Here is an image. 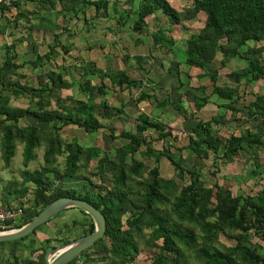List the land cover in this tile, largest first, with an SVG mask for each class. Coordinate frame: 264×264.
Returning <instances> with one entry per match:
<instances>
[{
    "label": "trees",
    "instance_id": "trees-1",
    "mask_svg": "<svg viewBox=\"0 0 264 264\" xmlns=\"http://www.w3.org/2000/svg\"><path fill=\"white\" fill-rule=\"evenodd\" d=\"M26 2H36L39 9H26ZM14 4L18 10L13 19H9L0 6L1 34L9 28L13 34L21 25L31 30L60 28L62 32L55 33L53 44L45 54L38 53L39 45L33 41V50L37 53L34 60L15 61L17 45L27 39L25 35L5 43L4 56L0 57V150L4 161L0 169L12 164L19 144L24 146L22 181L14 179L2 183L0 177V204L25 206L24 217L13 227L29 222L51 201L71 196L89 201L106 217L105 234L94 244L97 256L90 253L84 256L90 264L101 260L104 261L101 264H132L141 248L153 251L148 255V264H264V187L255 193H235L231 185L221 179L206 185L201 174L204 160H211L217 168L213 170L216 173L221 163L239 158L248 151L259 155V147L264 146V127L257 128L264 126V91L250 89L264 80V0H193L182 8L174 6L170 0H14ZM111 6L119 27L130 23L136 33L144 31L151 16H166V21L157 23L151 32L149 54L138 57L143 59L140 68L145 71L144 77H133L125 68L107 70L91 62L88 70L74 79L80 97L69 95L64 100L54 92L61 91L57 82L65 80L66 74H72L65 66L47 71L46 85L34 86L5 76V71L10 70L15 75L26 65L34 69L44 66L59 55L58 46L68 52L71 48L63 42L62 35L70 30L68 24L74 19L82 16L88 28L97 33L98 18L103 17V12L104 16H109ZM89 7L95 9L91 18H87ZM41 10L56 11L66 23L62 27L41 15ZM35 14L38 18L32 19ZM200 19H203L202 25L188 35L183 55H180L182 52L174 48V26L185 27V21L194 23ZM92 42L90 47L96 44ZM162 49L172 53L168 59L170 67L154 80L149 78L151 71L144 63L152 64L153 59L166 58L160 54ZM219 54V66L210 71L209 64ZM241 59L246 61L243 66L232 65ZM181 63L186 66L182 72ZM220 68L231 70L233 84L219 83ZM193 69H198L194 75L190 73ZM164 74L167 75L165 81ZM88 75H96L99 80L94 82ZM194 76H208L209 83L201 87L203 94L195 96L188 110L183 102L172 100L168 94L179 91ZM107 80L115 91L130 94L137 89L135 101H147L152 105L149 112L135 115V127L118 128L112 121L103 123V120L126 114V103L115 106L106 97ZM6 90L15 97L30 96L29 104L26 107L12 105L10 94L4 93ZM245 91L253 99L241 105ZM96 94L102 97L99 101L95 99ZM212 97H215L218 111L205 117L203 108ZM169 104L185 118L183 130L188 141L184 146L177 145L181 135L162 121ZM29 115L36 118L34 123L28 120ZM70 125L83 129L85 137L64 136L62 129ZM225 128L231 131L225 133ZM102 130L113 139L122 138L126 142L115 147L113 155L101 149L95 166L100 181L94 184L84 174V181L78 187L60 185L51 173L73 178L84 169L88 170ZM159 141H162V148L156 146ZM39 147H44V162L32 170L29 166L36 159L35 149ZM61 156L65 159L62 167L58 164ZM164 156L176 173L188 174V181L179 186L174 178L161 174ZM146 158L153 164L146 162ZM192 158L196 160L192 162ZM197 159H201V163ZM252 162L248 170L234 175L233 182H245L250 186V180L264 176V162L256 158ZM28 196L30 201L24 200ZM34 209V216H30L29 212ZM80 211L88 218L84 234L94 231L91 216ZM73 224L78 221L74 220ZM31 234L0 242V247L10 248L13 264H20L22 256L17 251ZM222 234L233 238L235 243L223 242ZM31 240L34 245L36 240ZM54 247L43 248L38 259L30 264H45V254ZM0 264L12 263L0 258Z\"/></svg>",
    "mask_w": 264,
    "mask_h": 264
},
{
    "label": "rangeland",
    "instance_id": "rangeland-1",
    "mask_svg": "<svg viewBox=\"0 0 264 264\" xmlns=\"http://www.w3.org/2000/svg\"><path fill=\"white\" fill-rule=\"evenodd\" d=\"M171 3L178 7L182 8L184 6L192 4L193 0H170ZM129 6V4L127 5ZM26 9H33L34 10V4L31 2L28 4V8ZM130 9V8H129ZM109 16H104L105 12H103V17L98 18L97 20V26L99 27L97 33L95 31H91L88 28V25L85 24L84 18L81 16L79 20L74 19L69 24L68 27H70L69 31H66L64 35H62L63 42L67 43V46H70L71 49L66 52L64 49H62L61 46L57 47V50L59 52V56H57L55 59H52L51 61L46 62V64L42 67H38L36 69L32 68L31 66H24L23 68H20L17 71V74L12 75L11 71H5L6 77H12V78H18L22 83L28 82L34 86H40V85H46L48 82V78L46 76V72L49 71L52 68H55V66H58L57 69H59V66H65L68 70L71 71L72 74H66L65 80L69 82H74V79H78L86 70H88L90 63L95 62L97 67L100 68H106L107 70H117L126 68L128 65H131L133 60L138 61V57H140V54L142 55H148L149 54V48L152 45V37L151 32L156 28V24L159 22L166 21L165 17H157V16H151L148 18V26L144 29L141 33H136L132 31V24H127L125 27H119L118 22L115 17H113V9L112 6L109 10ZM95 14L94 7H89L87 9V18L93 17ZM13 14H10L9 19H13ZM57 16V23L61 25L62 27L66 23V21L62 18V16ZM32 19H37L38 16L32 15ZM203 19H200L197 22H191V21H185V27L183 26H174L173 29V35L175 37V45L174 48L181 51L183 55L184 52V46H185V40L187 39L188 35L197 29L202 25ZM164 23V22H163ZM9 28L8 30H10ZM7 30L6 33L1 34L0 33V57L4 56V44H9L10 42L14 41L15 39L19 38L15 36L19 30L16 28L13 31V34H10V32ZM36 30H33L34 32ZM28 26L24 27L23 33L25 37L29 38L30 36L36 40H38L37 43L42 45L40 47L39 54H45L48 52L50 45L53 44L55 33L62 32V29L57 28L53 32H46L43 30H39L37 33H31ZM21 37V36H20ZM89 37L90 41H88ZM96 42L95 46L90 47L93 42ZM142 41L143 43H138V41ZM91 43V44H90ZM34 50L32 49V44L25 41L22 43L21 47L19 46L18 50V56H16L15 61L18 63H23L24 61H29L31 59H35L37 53L35 55L33 54ZM180 52V53H181ZM129 53V54H128ZM160 54H163L162 56L166 57L164 59H168L167 57H171L172 53H165L164 49L160 51ZM220 55V54H219ZM64 56V60H62L61 57ZM33 59V60H34ZM162 60V59H153L152 64L151 62H146L145 67L150 69L149 78H152L154 80L158 79V76L161 75L164 71L167 72L168 68L170 67L169 60ZM143 60V59H142ZM245 59H241L239 61H234L232 65L237 66H243L245 63ZM64 63V65H63ZM182 71L186 69V66L181 63V66H179ZM213 68V66H212ZM128 70L131 72V69L128 68ZM196 71L198 69H193L190 71L191 74H196ZM143 71L142 73H144ZM228 72H230L228 69H223L224 75H227ZM20 74L21 76H19ZM165 75V74H164ZM223 74H221L222 76ZM133 77H144L142 74L139 73V75H135L133 73ZM162 76V75H161ZM166 76V75H165ZM220 76L219 82H224V79ZM88 77H91L94 82H97L99 78L96 75H88ZM227 78V77H226ZM203 83V81H200ZM206 83L209 82V79L206 78ZM107 85L109 86V92L106 96L111 104L115 106H119L122 103L125 102L130 96H133L132 94H135L137 89L133 91V93H128L117 90L115 91L113 87L110 84V81L107 80ZM177 85L180 83L176 82ZM189 87V86H188ZM211 88V87H209ZM179 91H174L168 94V96L174 100V101H181L185 104L186 108L189 110L191 109V105L193 104V93L191 94H183V90H186L187 87L182 86ZM254 92L258 91H264V80L261 82L255 83L252 88H250ZM195 91V90H194ZM80 91L76 87L67 88V89H61L60 92H54L56 97L63 98L68 97L69 95H74L76 98H79ZM196 92V91H195ZM5 94L9 95L10 91L6 90L4 92ZM202 93V92H201ZM86 96V94H84ZM202 95V94H199ZM10 103L14 106L19 107H26L29 104L30 96H24L20 95L18 97H15L14 95L10 94ZM102 97L95 95L96 101H99ZM251 99H253V96L249 94V92L245 91L243 93V97L241 98V105H245L248 103ZM129 100V99H128ZM131 100L134 101L133 97H131ZM211 101H214V99H211ZM141 108V107H140ZM149 108V107H148ZM213 110H209L208 113L203 111L205 117H208V114L211 115V112H217L218 108L215 106ZM160 110V109H159ZM166 110L169 112L168 115H164L165 119L162 120L166 126L169 128L172 127L174 132L179 133L181 135V140L178 141L177 145L184 146L188 141V135L183 130L184 128V116L172 105L169 104L166 106ZM142 111V110H140ZM149 111V110H147ZM161 111V110H160ZM159 111V112H160ZM135 112L134 110L129 109V111L126 112V114L121 117H114L113 119H109L107 121L103 120V123H111L118 128L127 127V128H133L136 125L137 119L136 116L132 113ZM156 112H158V109H156ZM246 115V114H245ZM28 120L32 123L36 121V118L32 116H28ZM22 123L25 124L26 121L22 120ZM264 126L258 125L257 128L262 129ZM234 126L230 127L232 130ZM228 129V130H227ZM231 130L229 128H225L223 131L225 133H229ZM103 132L99 133L97 143H95V153H94V160L88 167V170H83V173H79L75 177H59L55 176L53 173L51 175L57 179V182L64 186H73L76 185L77 187L81 185L84 181L83 175L85 174L88 176L93 183H98L99 176L96 175V164L97 159L101 156V149L105 148L110 155L114 154V149L116 147V144L122 143L121 139H113L108 133ZM223 132V133H224ZM239 133V131H237ZM62 134L68 138H71L74 135H77L79 137H85V133L83 129L76 125H70L66 128L62 129ZM92 140L89 136L87 137ZM84 138L83 140H85ZM126 140V139H124ZM94 142V141H93ZM156 146L158 148H162V141L156 142ZM23 145L19 144L17 146L16 155L13 158L12 164L4 169H0V177L2 180V183H7L9 181H12L14 179L18 180L19 182L22 181V170H23V161H22V151H23ZM259 155L253 154L251 152H244L241 155H239V158H233L228 160L227 163H221L220 168L216 173H214V169H217L214 165L211 164V160H204L205 167L201 169V174L204 178V183L206 185H212L215 181L221 179V182H225V184L231 185L232 189L235 193L238 191H244V192H251L255 193L256 191L260 190L264 187V176L259 175L255 178H253L249 183L250 186H247L245 182L240 185L237 182L234 181V175L237 173H241L244 170H248L250 168L252 161L259 160V162H264V146L261 145L259 147ZM36 153V159L30 163L29 168L35 169L40 167L44 162V147H39L35 149ZM196 158H192V162L195 161ZM199 163L202 161L201 159H197ZM65 159L64 157L59 158V166L62 167ZM146 162L150 163L151 165L153 162L151 159L146 158ZM0 164L1 166H4V161L1 158V150H0ZM161 174L165 177H172L176 181V183L181 186L184 182L188 181V174H182L180 172L175 171L174 166L169 161L167 157H162L161 160ZM222 176L224 177L222 179ZM242 182V181H241ZM91 185V187L94 186ZM246 187L241 188V186L245 185ZM240 187V189H239ZM32 197V192L30 193ZM28 196V201H29ZM18 202V201H16ZM21 205V204H20ZM27 205V204H26ZM25 207V206H24ZM35 209L31 213L30 216H34ZM74 220L78 221V224H73ZM88 218L85 214H83L78 208H73L69 210H65L61 212V214L55 218L54 220H51L48 222V224H42L39 226L35 233L31 234V237L28 238L18 249L17 253L20 254L21 260L20 264H30L35 262L38 259L39 254L41 253L43 248H47L49 246H56L58 244L64 243L63 241L67 238H76V236L84 234V232L87 229V223ZM31 239H34L35 243L34 245H31ZM221 240L229 245H232L235 243V240L233 238L227 237L225 234H222ZM33 243V242H32ZM48 248V249H49ZM95 255L97 256L96 251L94 250V246L83 251L80 255V257H84L87 254ZM153 251H150L148 249H142L141 252L138 255V257L134 260L132 264H148L149 262V254H152ZM0 258L5 262L10 260V262L13 264L12 255L10 252L9 247H0ZM104 261H99L97 264H101Z\"/></svg>",
    "mask_w": 264,
    "mask_h": 264
},
{
    "label": "water",
    "instance_id": "water-1",
    "mask_svg": "<svg viewBox=\"0 0 264 264\" xmlns=\"http://www.w3.org/2000/svg\"><path fill=\"white\" fill-rule=\"evenodd\" d=\"M1 81V72H0ZM74 82L58 81L59 89L72 88ZM69 208H78L91 216L94 231L56 245L45 254V264H67L91 247L104 236L107 222L105 214L89 201L81 198L62 196L48 203L33 219L20 227L0 230V242L14 241L33 233L42 224L51 221L57 214Z\"/></svg>",
    "mask_w": 264,
    "mask_h": 264
},
{
    "label": "crops",
    "instance_id": "crops-1",
    "mask_svg": "<svg viewBox=\"0 0 264 264\" xmlns=\"http://www.w3.org/2000/svg\"><path fill=\"white\" fill-rule=\"evenodd\" d=\"M29 3H31V2H29ZM29 3H27L26 2V4L24 5V7L25 8H28V4ZM33 4H34V9L35 10H38L39 9V6L37 5V3L36 2H32ZM47 11V10H46ZM46 11H43V10H41V15H43V16H45V17H47V18H49V19H51L53 22H57V21H55L56 19H57V16L56 15H58V13H56V11H51V12H46ZM24 27H26V26H24V25H21V26H19L17 29L19 30V32L15 35V36H17V37H20V36H24V33H23V29H24ZM29 28V27H28ZM30 30V32H29V34L28 35H30L31 33H37L38 31H39V29H33V30H36V31H34V32H32L33 30H31V29H29ZM41 30H43V29H41ZM43 31H45L46 33L45 34H47L48 32H53V31H55V29H46V30H43ZM25 41H27L28 43H30V44H32V49H33V41H36V42H38V40H36V38L35 39H33L31 36L29 37V38H27L26 40H24L23 42H21V43H19L18 45H17V51L19 50V46L21 47V45H22V43H24ZM38 45H39V47H38V52L39 53H41L40 52V47L42 46V45H40L39 43H38ZM58 51V50H57ZM33 54L35 55V53L33 52ZM19 55V54H18ZM60 55V54H59ZM58 55V56H59ZM62 58V60H64V56L63 57H61ZM168 59H170V57H167ZM34 59V58H33ZM33 59H31V60H33ZM57 59V58H56ZM168 59H166V60H168ZM220 59H221V55H218L216 58H215V60L212 62V63H210L209 64V70L210 71H213L215 68H217L218 66H219V64H220ZM141 63H142V59L141 60H139L138 59V61L137 60H133V62L131 63V65H128L125 69H131V74L133 75V73L137 76V75H139V73L140 74H142L143 75V69H141L140 68V66H141ZM63 65H64V63H63ZM212 66H213V68H212ZM123 69V68H122ZM221 70H220V74H219V80H221L220 79V76H221V74H223L221 77L224 79V82H222L223 84H233V78H234V76L232 75V73H231V70L230 69H228V68H220ZM223 69H228L230 72H228V74L227 75H224V73H223ZM196 72H198V71H196ZM164 76V75H163ZM159 77V76H158ZM227 77V78H226ZM206 78H208L209 79V77L208 76H205V77H203V78H198V77H196V76H194V77H192L191 78V80L189 81V82H187L185 85H184V87H187V89L186 90H183V92L185 93H187V94H191V93H193V99L195 98V96L196 95H199V94H203V92H202V90H201V87L203 86V85H205V84H208V83H206L205 81H206ZM167 79V75L166 76H164V81ZM200 81H203V83L202 82H200ZM219 83H221V82H219ZM189 86V87H188ZM179 90H181V89H179ZM196 92H195V91ZM124 92V91H123ZM202 92V93H201ZM131 95V94H130ZM129 95V100L127 99V100H125V102L124 103H126V110H125V112H127V111H129V109H131V110H134L135 112H133L132 114L133 115H136V114H138V113H140V112H149V111H147V110H150L151 108H152V105L151 104H149V102H147V101H141V102H139V103H137L136 101H135V99H136V97L138 96V91L135 93V94H132L133 96H130ZM131 97H133V99H134V101H132L131 100ZM212 99H214V101H215V97H212ZM214 101H211V102H209L204 108H203V111H205V112H207L208 113V111L209 110H213L214 111V109L213 108H215V106L217 107V105L214 103ZM141 107V108H140ZM149 107V108H148ZM140 110H142V111H140ZM167 112H169L168 110H167ZM166 112V115H168V113ZM213 113H215V112H211V114H213ZM208 116H210L209 114H208ZM122 118V117H121ZM118 139H121L122 140V143H124V142H126V140H124V139H122V138H118ZM118 139H116V140H118ZM122 143H120V144H122ZM120 144H116V147L118 146V145H120ZM251 181V180H250ZM240 185H242V184H240ZM244 187H246V184L245 185H243V186H241V188H244ZM239 189H240V187H239ZM24 200H28L27 199V197L26 198H24ZM30 201V200H29Z\"/></svg>",
    "mask_w": 264,
    "mask_h": 264
},
{
    "label": "built area",
    "instance_id": "built-area-1",
    "mask_svg": "<svg viewBox=\"0 0 264 264\" xmlns=\"http://www.w3.org/2000/svg\"><path fill=\"white\" fill-rule=\"evenodd\" d=\"M0 6L3 7L5 13L16 15L17 7L14 0H0ZM25 209L20 204H13L8 207L0 204V230L14 228L13 226L24 217ZM67 264H90L84 257H76Z\"/></svg>",
    "mask_w": 264,
    "mask_h": 264
}]
</instances>
